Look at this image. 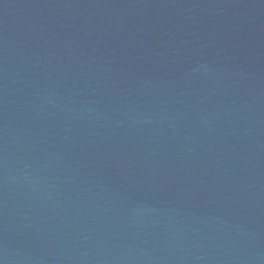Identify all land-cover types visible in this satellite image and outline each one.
I'll return each mask as SVG.
<instances>
[{
	"label": "water",
	"instance_id": "1",
	"mask_svg": "<svg viewBox=\"0 0 264 264\" xmlns=\"http://www.w3.org/2000/svg\"><path fill=\"white\" fill-rule=\"evenodd\" d=\"M0 264H264V0H0Z\"/></svg>",
	"mask_w": 264,
	"mask_h": 264
}]
</instances>
